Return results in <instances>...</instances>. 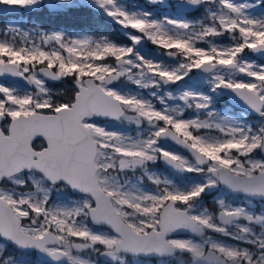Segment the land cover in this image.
Instances as JSON below:
<instances>
[{
	"label": "snow or ice",
	"instance_id": "snow-or-ice-1",
	"mask_svg": "<svg viewBox=\"0 0 264 264\" xmlns=\"http://www.w3.org/2000/svg\"><path fill=\"white\" fill-rule=\"evenodd\" d=\"M0 6V264H264V0Z\"/></svg>",
	"mask_w": 264,
	"mask_h": 264
},
{
	"label": "flooded vegetation",
	"instance_id": "flooded-vegetation-1",
	"mask_svg": "<svg viewBox=\"0 0 264 264\" xmlns=\"http://www.w3.org/2000/svg\"><path fill=\"white\" fill-rule=\"evenodd\" d=\"M20 16H23L26 22L32 21L33 23H39L45 28V30H61L65 32L92 31L103 34H114L116 32L115 26L105 24L102 18H97L89 24H84L79 18L72 15L58 17L56 15L49 14L46 11L41 14L23 11L22 13L11 17L1 16V19L4 21V18L7 20L19 18ZM209 203H211V201H209ZM257 208L259 209V206H257Z\"/></svg>",
	"mask_w": 264,
	"mask_h": 264
},
{
	"label": "rangeland",
	"instance_id": "rangeland-1",
	"mask_svg": "<svg viewBox=\"0 0 264 264\" xmlns=\"http://www.w3.org/2000/svg\"><path fill=\"white\" fill-rule=\"evenodd\" d=\"M135 2L138 3V4H141V5H144V4H145V0H135ZM193 18H195V17H193ZM16 19H18V18H15V19H7V20H5V22L2 24V26H1L0 28H2L3 25H4L6 22H8V21H15ZM31 22H32V21H31ZM32 23H33V22H32ZM28 26H30V25H28ZM33 259H34V257H33Z\"/></svg>",
	"mask_w": 264,
	"mask_h": 264
},
{
	"label": "water",
	"instance_id": "water-1",
	"mask_svg": "<svg viewBox=\"0 0 264 264\" xmlns=\"http://www.w3.org/2000/svg\"><path fill=\"white\" fill-rule=\"evenodd\" d=\"M0 7H2V6H0ZM14 13H20L22 10H19V9H13L12 10ZM238 107V106H237Z\"/></svg>",
	"mask_w": 264,
	"mask_h": 264
}]
</instances>
